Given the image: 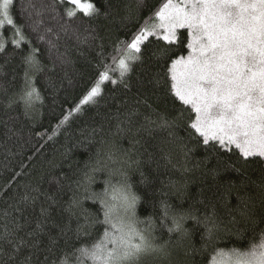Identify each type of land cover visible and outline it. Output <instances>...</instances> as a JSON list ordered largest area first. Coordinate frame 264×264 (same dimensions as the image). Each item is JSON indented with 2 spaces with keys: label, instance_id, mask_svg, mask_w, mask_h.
<instances>
[{
  "label": "trees",
  "instance_id": "obj_1",
  "mask_svg": "<svg viewBox=\"0 0 264 264\" xmlns=\"http://www.w3.org/2000/svg\"><path fill=\"white\" fill-rule=\"evenodd\" d=\"M80 1L0 0V264H264V156L196 129L190 30L122 62L172 0Z\"/></svg>",
  "mask_w": 264,
  "mask_h": 264
},
{
  "label": "rangeland",
  "instance_id": "obj_2",
  "mask_svg": "<svg viewBox=\"0 0 264 264\" xmlns=\"http://www.w3.org/2000/svg\"><path fill=\"white\" fill-rule=\"evenodd\" d=\"M67 1L92 12L89 3ZM184 28L191 55L174 65L175 90L195 109L196 129L246 155L264 156V0H172L122 62L128 67L155 33L169 42Z\"/></svg>",
  "mask_w": 264,
  "mask_h": 264
}]
</instances>
